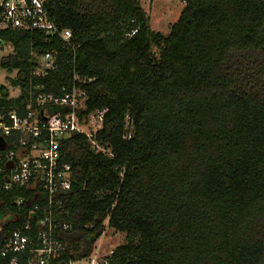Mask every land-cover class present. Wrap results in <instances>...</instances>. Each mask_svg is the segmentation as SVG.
Returning <instances> with one entry per match:
<instances>
[{
    "label": "trees",
    "instance_id": "1",
    "mask_svg": "<svg viewBox=\"0 0 264 264\" xmlns=\"http://www.w3.org/2000/svg\"><path fill=\"white\" fill-rule=\"evenodd\" d=\"M183 1L168 36L151 31L138 0H49L55 23L73 32L70 48L37 30H0L13 47L0 68L22 89L14 98L0 85V107L76 84L82 114L107 110L96 140L112 155L83 133L64 141L73 228L49 264L87 258L106 220L127 242L105 264H264V0ZM31 51L55 52L57 69L32 74ZM19 214L3 230L20 226Z\"/></svg>",
    "mask_w": 264,
    "mask_h": 264
},
{
    "label": "built area",
    "instance_id": "2",
    "mask_svg": "<svg viewBox=\"0 0 264 264\" xmlns=\"http://www.w3.org/2000/svg\"><path fill=\"white\" fill-rule=\"evenodd\" d=\"M49 0H0V30L40 31L47 38H60L65 47H74L73 32L60 28L48 10ZM8 46V51H5ZM5 51V52H4ZM13 52L11 44L0 38V57ZM35 67L32 74L44 77L56 70L55 52L31 51ZM76 78L79 77L76 75ZM81 82L91 78L79 79ZM41 88V86H37ZM19 89L17 98L22 89ZM62 95L44 92L22 101L15 108L0 107V256H11L9 264H19V255L27 252L28 264H49L67 248L60 233L72 230L73 222L63 211L64 185L72 178V166L62 160L64 141L74 133L85 134L97 152L112 155L101 146L96 135L102 129L107 110L82 114L86 109L84 88L63 86ZM18 210L3 207V196ZM24 208L20 226L3 230L6 222H16ZM87 259V258H85ZM81 260L70 261L77 264ZM107 263V262H106ZM90 264H99L95 259Z\"/></svg>",
    "mask_w": 264,
    "mask_h": 264
},
{
    "label": "rangeland",
    "instance_id": "3",
    "mask_svg": "<svg viewBox=\"0 0 264 264\" xmlns=\"http://www.w3.org/2000/svg\"><path fill=\"white\" fill-rule=\"evenodd\" d=\"M138 1L147 15L151 31L154 33H161L164 36L170 34L173 24L178 21L186 6V3L183 0ZM5 48V51H8L9 47L5 46ZM153 53L159 57L160 49L157 46H153ZM14 77L15 73L0 68V85L5 86L11 96L19 94V89H12L10 82H8L9 78ZM3 218V213H0V219ZM104 228V232L93 247V252L87 257V259H82L77 264H90L95 259L99 264H105L113 250L117 246L127 242L126 232L118 231L109 226L108 220H106Z\"/></svg>",
    "mask_w": 264,
    "mask_h": 264
}]
</instances>
